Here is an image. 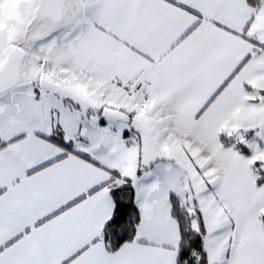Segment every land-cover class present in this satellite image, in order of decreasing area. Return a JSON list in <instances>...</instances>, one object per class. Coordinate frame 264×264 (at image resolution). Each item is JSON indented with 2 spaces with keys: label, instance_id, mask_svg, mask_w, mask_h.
Wrapping results in <instances>:
<instances>
[{
  "label": "snow or ice",
  "instance_id": "1",
  "mask_svg": "<svg viewBox=\"0 0 264 264\" xmlns=\"http://www.w3.org/2000/svg\"><path fill=\"white\" fill-rule=\"evenodd\" d=\"M0 264H264V0H0Z\"/></svg>",
  "mask_w": 264,
  "mask_h": 264
}]
</instances>
